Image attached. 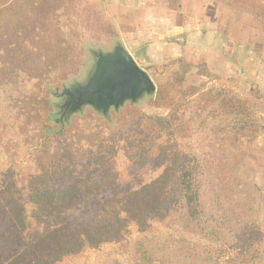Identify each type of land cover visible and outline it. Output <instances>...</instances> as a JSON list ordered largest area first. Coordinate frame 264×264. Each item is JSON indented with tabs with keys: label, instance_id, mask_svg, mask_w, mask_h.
Here are the masks:
<instances>
[{
	"label": "rangeland",
	"instance_id": "obj_1",
	"mask_svg": "<svg viewBox=\"0 0 264 264\" xmlns=\"http://www.w3.org/2000/svg\"><path fill=\"white\" fill-rule=\"evenodd\" d=\"M49 1L54 10L49 19L38 12L32 36L28 33L29 15L21 7L24 1L0 0L1 9H6L0 14L5 41L0 53V108L4 112L16 99L6 93L11 81L6 68L15 70V79L22 80L17 69L30 64L33 87L51 83L52 127L66 130L78 116H102L91 107L67 114L59 109L63 100L57 95L65 87L85 82L95 54L112 52L119 44L148 73L156 88L172 73L163 67L182 58L204 65L217 77L199 75L196 69L183 83L186 107L182 114L187 132L182 141L192 144L187 149L189 156L202 165L196 173L201 186L199 204L194 206L197 212L189 209L180 190L162 222L140 228L128 224L122 236L61 264H264V24L254 14L216 0H184L186 32L153 37L144 34L140 15L133 18V26L121 25L116 17L119 12L109 0ZM5 25L14 34H9ZM203 93L212 94L207 98L210 103L199 101ZM154 96L127 103L118 112L112 110L105 119L113 129L121 130L137 112L166 117L169 110L150 103ZM231 102L244 112L232 114L231 108H225ZM253 125L259 132L247 153L245 137L236 134H245L238 129ZM232 147H239L241 162ZM171 167L146 181L155 179L160 189L168 192L176 186L177 167ZM86 217L92 219L94 214L86 212ZM253 226L260 228L261 240L245 249L249 240L245 235Z\"/></svg>",
	"mask_w": 264,
	"mask_h": 264
},
{
	"label": "trees",
	"instance_id": "obj_2",
	"mask_svg": "<svg viewBox=\"0 0 264 264\" xmlns=\"http://www.w3.org/2000/svg\"><path fill=\"white\" fill-rule=\"evenodd\" d=\"M22 1L31 23L28 33L33 36L38 12L49 19L54 6L49 0ZM216 1L244 9L264 24V0ZM3 6L1 3L0 14L6 11ZM5 28L14 34L10 26ZM4 42L1 31L0 53ZM32 69L30 64L17 69L22 80H16V71L6 68L11 77L6 93L16 99L6 112L0 108V264H61L122 236L128 224L140 228L162 222L180 190L189 209L196 211L194 206L201 198L196 173L202 165L189 156L187 149L192 144L182 141L187 132L182 114L186 107L183 83L196 69L199 75L217 79L204 65L183 58L165 65L163 69L172 73L156 88L150 103L169 110L168 115L137 112L121 130L95 114L78 116L66 130L52 127L51 83L33 87ZM211 95L203 93L199 101L208 104ZM226 107L232 114L244 112L235 102ZM244 130L245 134H235L245 137L248 153L259 130L254 125L238 129ZM232 148L241 162L239 147ZM170 164L177 167V174L176 186L168 192H163L155 179L146 181ZM86 212L94 217L87 218ZM259 232L256 226L250 228L245 249L261 240ZM251 235H258L257 239Z\"/></svg>",
	"mask_w": 264,
	"mask_h": 264
},
{
	"label": "water",
	"instance_id": "obj_3",
	"mask_svg": "<svg viewBox=\"0 0 264 264\" xmlns=\"http://www.w3.org/2000/svg\"><path fill=\"white\" fill-rule=\"evenodd\" d=\"M155 92L156 85L151 77L119 44L112 52L95 54L89 77L83 83L65 87L57 95L63 100L58 107L64 112L67 110V114L91 107L107 118L112 109L118 112L126 103L136 104Z\"/></svg>",
	"mask_w": 264,
	"mask_h": 264
},
{
	"label": "crops",
	"instance_id": "obj_4",
	"mask_svg": "<svg viewBox=\"0 0 264 264\" xmlns=\"http://www.w3.org/2000/svg\"><path fill=\"white\" fill-rule=\"evenodd\" d=\"M113 5L121 25L133 26V18L139 16L144 34L148 36L179 35L189 27L185 23L184 0H109ZM121 13V15H120ZM138 18V17H137Z\"/></svg>",
	"mask_w": 264,
	"mask_h": 264
},
{
	"label": "flooded vegetation",
	"instance_id": "obj_5",
	"mask_svg": "<svg viewBox=\"0 0 264 264\" xmlns=\"http://www.w3.org/2000/svg\"><path fill=\"white\" fill-rule=\"evenodd\" d=\"M126 104H127V103H126ZM112 110H113V109H112ZM112 110H111V111H112Z\"/></svg>",
	"mask_w": 264,
	"mask_h": 264
}]
</instances>
